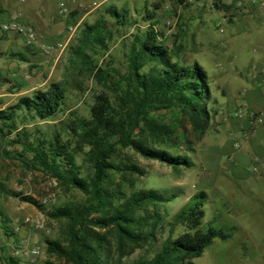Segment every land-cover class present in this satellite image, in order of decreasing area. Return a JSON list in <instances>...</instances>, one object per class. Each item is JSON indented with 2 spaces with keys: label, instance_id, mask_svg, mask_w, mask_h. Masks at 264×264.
Here are the masks:
<instances>
[{
  "label": "rangeland",
  "instance_id": "1",
  "mask_svg": "<svg viewBox=\"0 0 264 264\" xmlns=\"http://www.w3.org/2000/svg\"><path fill=\"white\" fill-rule=\"evenodd\" d=\"M20 1L0 0V5L4 6L10 16L15 14V17L22 12L19 10L23 2L35 7L43 5L62 21V16L57 13L59 3L64 2L79 26L76 37L68 44L53 68L47 65L44 70L36 69L37 65H43L36 64V61L27 65L26 70L33 78L30 83H23L26 88L22 91L27 90V94H16L20 86L17 82H11L13 78L9 74H19L18 69L12 72L10 67L1 69L4 57L0 56V91L4 90L0 92V110L14 105L21 97L45 90L51 83H63L66 97L61 110L46 120H40L24 111H16L15 128L10 129L7 137H4L2 132V129L4 133L6 131L3 127L4 121L0 120V221H4L14 233V235L9 234V244H6L10 254L12 253L10 245L15 239L24 247L26 253L33 250L39 252L34 260L20 261L21 264H65L62 259L46 251V240H63L64 221L52 220L46 212L65 204H81L85 200V195L75 188L65 193L54 178L40 170L26 167L21 158L27 160L31 154L25 152L17 141L23 135L30 141L40 133L47 137L59 135L61 142L70 146L82 175L88 174L89 163L84 159L82 152H74L75 137L69 126L73 125L76 118L89 117V110L96 95L106 92L113 98L115 93L110 88H103L92 76V72L82 64L78 63L76 67L69 65L70 59H73L72 49L78 44L85 24L92 25L103 19L107 22L108 29L113 31L108 49L103 51L102 48H98L97 53H92L90 49L86 51L91 54V60L97 67L113 68L119 75H123L127 71V52L133 35L147 28L148 22H144L142 17L146 11H152L158 19L157 25L162 27L163 21L166 19L171 21V26L161 28L160 32L163 33L162 41L168 47H174L173 51L175 46L182 45L180 52L175 51V59L183 65L198 64L206 71L210 96L206 105L211 116L202 135L193 130L189 119L178 109L161 111L153 116L158 124L175 127L174 141L179 139L182 141L171 145L164 143L155 145L172 155L179 153L189 157L192 161L191 167H171L157 160L145 159L130 147L116 148L112 159L115 165L121 168L134 165L144 172L143 176L138 173L131 174L126 170L112 174V181L118 182L120 189L126 195L133 190L125 180L128 179L136 188L141 186L153 189L161 195L168 197L173 195L174 198L168 202H161L156 207L150 205L146 212H139L143 216L141 230L154 235L143 246L131 250L127 245L124 250L119 251L116 248V240L112 237L113 259L116 261L121 255L123 262L152 259L161 249L164 241L173 240L186 231L184 225L173 222V217L194 194L204 192L202 228L209 223L220 233L229 236L215 238L201 256L193 260V263L264 264V199L259 197L258 191L255 190L256 186L254 187L249 180H239L227 170L223 173L228 179L216 178L214 173V161L221 151L216 142L222 135L219 127L221 115L217 110L221 98L219 90V85H222L221 77L247 85L246 73L250 65L262 62L258 59V51L264 46V25L258 24L237 34L234 28L237 15L232 18L233 9H228V6L219 5L218 8L213 6L215 0H211V4L208 0H194L186 4L185 2L180 4L175 0H106L104 2L103 0H22V3ZM234 1L250 9L247 7L248 4L260 0ZM108 9H113L119 15L125 14L127 21L123 25H117L116 21L119 17L113 18ZM219 10H223L224 14L221 15ZM222 16L224 20L217 26ZM220 29L223 31L221 32ZM230 37H232L231 41ZM17 42L20 44L22 40ZM113 77L117 79V76ZM229 117L225 114L228 122ZM148 137L147 133L146 139L151 142ZM223 159H226V155ZM254 170L259 173L258 168L247 169L250 174ZM109 188L115 189L110 183ZM24 196L31 197L37 204L23 200ZM24 217L41 218L44 223L43 229L37 230L21 223ZM4 239V231L0 229V256Z\"/></svg>",
  "mask_w": 264,
  "mask_h": 264
},
{
  "label": "trees",
  "instance_id": "2",
  "mask_svg": "<svg viewBox=\"0 0 264 264\" xmlns=\"http://www.w3.org/2000/svg\"><path fill=\"white\" fill-rule=\"evenodd\" d=\"M175 1L188 3L186 0ZM213 6L219 7L217 3ZM108 12L113 18L119 17L117 25L127 21L125 14L119 15L113 9H108ZM142 20L148 22V26L143 32L133 35L127 52V71L123 75L113 68L97 67L86 51L90 49L97 53L98 48L108 49L113 31L108 29L103 19L92 25L85 24L78 44L72 49L73 59L69 65L76 67L78 63L82 64L103 88H110L115 93L113 98L106 92L96 95L89 117L76 118L69 126L75 137L74 152H82L89 163L88 174L82 175L70 146L62 143L59 135L47 137L40 133L31 141L25 135H18L21 138L17 142L31 154L27 160L21 158L26 167L54 178L65 193L75 188L85 195L81 204H65L46 212L52 220L64 221L63 240H46V251L65 264H194L193 260L199 258L215 238L229 236L209 223L202 228V197L205 193L198 192L173 217V222L184 225L186 231L173 240L164 241L152 259L123 262L122 255L116 261L113 259L111 238H115L119 251L127 245L131 250L143 246L154 235L141 230L143 216L139 212H146L148 206L156 207L174 198L153 189L136 188L128 179L125 180L133 190L126 195L118 182L112 181V174L126 170L143 176L144 172L134 165L123 168L115 165L112 159L116 148L130 147L145 159L157 160L171 167H191L189 157L179 153L172 155L155 145L182 141H174L175 127L158 124L153 116L161 111L178 109L200 135L205 132L211 116L206 105L210 98L206 71L198 64L183 65L175 59L174 53L180 52L182 45L175 46L173 51L174 47L170 48L162 41L163 33L155 30L158 24L155 12L146 11ZM65 98L63 83H51L45 90L21 97L14 105L0 110V120L4 121L6 130L4 133L2 129L4 137L15 128L16 111L46 120L61 110ZM147 133L152 143L147 141ZM109 183L115 189H110ZM22 199L37 204L31 197ZM0 229L4 231L5 238L0 264H21L7 247L9 234L14 235L13 231L4 221H0ZM18 244L14 239L10 246Z\"/></svg>",
  "mask_w": 264,
  "mask_h": 264
},
{
  "label": "crops",
  "instance_id": "3",
  "mask_svg": "<svg viewBox=\"0 0 264 264\" xmlns=\"http://www.w3.org/2000/svg\"><path fill=\"white\" fill-rule=\"evenodd\" d=\"M208 1L211 4V0ZM215 2L218 5L229 6L228 9H233L232 18L237 15L234 22L237 34L241 30L245 31L258 24L260 26L264 25V7L241 9L236 6L238 1L215 0ZM2 8L4 6L0 5V25L12 21L20 15L22 19L33 24L37 33L42 37L55 40L64 36L66 26L64 18H62V21L58 20L43 5L35 7L32 4L23 2L19 10H22V12L17 17H15V14L10 16L6 12L7 10L5 8L2 10ZM219 13L222 15L224 11L219 10ZM20 39L22 40L20 36L6 33L0 28V56L4 57L1 69L10 67L11 72L18 69L19 74H15L17 77H12L11 82H17L20 86V90L16 94H27V90L22 91L26 88L23 83H30L33 80L31 74L26 70L27 65L36 61V64H43L37 65L36 69L44 70L47 65L53 68L57 62L52 65L50 58L45 57L37 50L30 49L24 44L23 40L22 43L18 44L17 41ZM231 39L232 37H230V41ZM258 52V59L262 62L250 65L249 71L246 73L247 85L235 80L232 81L227 77H221L222 82L220 84L222 85H219L221 98L218 101L217 110L221 115V125L219 127L222 135L216 140L221 151L214 161V173L216 178L228 179L225 176L226 174L223 173L227 170L230 175L239 180H249L254 187L256 186L255 190L258 191L259 197L264 199V46ZM38 56L40 57L38 58ZM221 72L224 73V71ZM25 75L30 76L29 81L24 79ZM225 114L230 116L229 122L225 118ZM253 114L261 116L263 121L252 124ZM224 136H226L225 140ZM232 137L234 140H232ZM224 155H226V159H223ZM251 167L258 168L259 173H256V170L252 174L248 173L247 169Z\"/></svg>",
  "mask_w": 264,
  "mask_h": 264
},
{
  "label": "built area",
  "instance_id": "4",
  "mask_svg": "<svg viewBox=\"0 0 264 264\" xmlns=\"http://www.w3.org/2000/svg\"><path fill=\"white\" fill-rule=\"evenodd\" d=\"M104 1L105 0H103V2ZM186 1L193 2L194 0ZM236 6L239 8L246 9L240 2H237ZM247 7H264V0L253 1L252 3L248 4ZM58 14H60L62 18H64L66 26L64 36L55 40H50L46 37H42L41 35H39L33 24L22 19L20 15L12 21L2 23L0 25V28L6 33H13L15 35L20 36L27 47H29L30 49L37 50L45 57L50 58L52 60V65H54L60 59L63 52L66 50L68 44L76 37L77 29L79 26V23L74 19V17L71 16L70 9L66 6L64 2L59 3ZM223 20L224 17L221 21L219 20L216 25H221ZM170 26L171 21L169 19H166L165 21H163L162 27L156 25L155 30L160 32L161 28H168ZM220 31L222 32L223 29H220ZM9 76L11 78L16 77L15 73L9 74ZM24 79L29 81L30 76L25 75ZM262 121L263 119L261 116L253 114V120L251 121L252 124L261 123ZM20 222L37 230L43 229L44 227L43 220L38 217H24ZM11 251V255L18 258L20 261H25L27 259H30L32 261L38 256L39 253L36 250H33L30 253H26L24 251V247L20 244L11 247Z\"/></svg>",
  "mask_w": 264,
  "mask_h": 264
}]
</instances>
